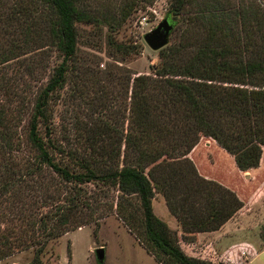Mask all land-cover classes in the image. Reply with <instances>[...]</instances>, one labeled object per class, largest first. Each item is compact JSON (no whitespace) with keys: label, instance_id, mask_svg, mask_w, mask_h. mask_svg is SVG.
Returning <instances> with one entry per match:
<instances>
[{"label":"trees","instance_id":"1","mask_svg":"<svg viewBox=\"0 0 264 264\" xmlns=\"http://www.w3.org/2000/svg\"><path fill=\"white\" fill-rule=\"evenodd\" d=\"M87 2L0 0V67L29 44L59 57L45 76L26 67L33 93L20 74L0 68V260L31 249L30 264H41L48 241L89 223L94 234L112 214L156 263L212 264L184 254L151 201L159 192L189 233L216 230L241 207L231 189L198 175L186 154L202 140L241 172L264 159V6L169 0L167 17L185 26L159 48L150 72L96 76L124 88L123 127L95 121L80 132L79 125L75 142L61 144L53 104L70 73L73 84L84 81L75 23L100 19ZM139 2L152 0H126L119 11L124 16Z\"/></svg>","mask_w":264,"mask_h":264},{"label":"rangeland","instance_id":"2","mask_svg":"<svg viewBox=\"0 0 264 264\" xmlns=\"http://www.w3.org/2000/svg\"><path fill=\"white\" fill-rule=\"evenodd\" d=\"M87 1L89 10L100 19L75 23L74 59L84 71V81L73 84L70 73L53 104L52 131L61 144L75 142L79 125L80 132L82 126L89 127L97 121H105L118 130L123 127L127 106L124 88L117 80H96V76L123 69L150 72L158 61L159 49L151 50L144 43L142 34L166 14L169 2H139L123 16L119 8L126 0ZM246 1L250 0H242V3ZM256 2L264 6L263 1ZM168 18L172 29L164 46L175 43L185 26L184 19L175 16V20L170 14ZM15 41L21 42L19 39ZM14 50L16 57L7 60L0 68L6 76L20 74L22 85L29 84V87L24 86L25 91L33 93L37 85L30 87L33 80L25 75L26 67L33 69L34 76H45L59 57L52 47L34 44ZM12 81L17 84V78ZM262 150L264 155V146ZM222 152L212 143L205 147L204 141L200 140L186 156L198 175L228 187L241 200V207L228 221L213 231L185 232L168 213L159 192L151 201L152 211L165 223L178 246L189 257L209 260L212 264H264V159L256 168L241 172ZM212 172H215L213 176ZM92 229V223L85 224L48 241L39 256L41 264H98L93 252L98 246L103 249L100 264H158L114 215L99 219L94 234ZM31 256V249L22 250L4 257L0 264H30Z\"/></svg>","mask_w":264,"mask_h":264},{"label":"water","instance_id":"3","mask_svg":"<svg viewBox=\"0 0 264 264\" xmlns=\"http://www.w3.org/2000/svg\"><path fill=\"white\" fill-rule=\"evenodd\" d=\"M171 29L172 22L165 14L152 28L142 34V39L151 50H158L167 43ZM93 252L97 263L100 264L103 258L102 247H95Z\"/></svg>","mask_w":264,"mask_h":264},{"label":"crops","instance_id":"4","mask_svg":"<svg viewBox=\"0 0 264 264\" xmlns=\"http://www.w3.org/2000/svg\"><path fill=\"white\" fill-rule=\"evenodd\" d=\"M153 199H154V198H153ZM226 221H228V220H226ZM226 221H225V222H226ZM225 222H224V223H225ZM224 223H223V224H224Z\"/></svg>","mask_w":264,"mask_h":264}]
</instances>
